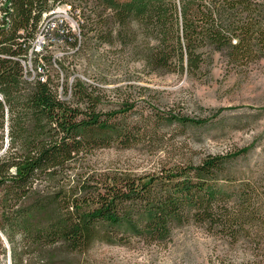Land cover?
I'll return each instance as SVG.
<instances>
[{"label": "trees", "instance_id": "1", "mask_svg": "<svg viewBox=\"0 0 264 264\" xmlns=\"http://www.w3.org/2000/svg\"><path fill=\"white\" fill-rule=\"evenodd\" d=\"M74 1L0 0V231L23 234L32 252L54 244L77 252L97 242H165L191 222L244 236L251 197L231 193L220 180L248 147L142 173L100 170L95 151L151 142L162 117L142 112L132 119L138 104L132 83L125 91L109 89L70 73L81 55L105 69L126 57L141 62L147 75L208 77L215 53L243 68L264 58V0H79V32L65 28L56 35L72 53L56 59L34 51L47 79H25L24 60L43 13ZM164 118L206 122L171 111Z\"/></svg>", "mask_w": 264, "mask_h": 264}, {"label": "rangeland", "instance_id": "2", "mask_svg": "<svg viewBox=\"0 0 264 264\" xmlns=\"http://www.w3.org/2000/svg\"><path fill=\"white\" fill-rule=\"evenodd\" d=\"M72 5L81 10L79 0ZM70 16L79 19L75 14ZM74 20L68 22V27L78 33V29L70 26ZM105 49L109 47L101 50ZM40 52L56 59L72 53L69 45L53 40ZM89 56L75 59L77 67L70 73L71 79L78 75L94 83H104L109 89L121 87L123 91L132 83L130 91L138 103L132 119L138 120L136 117L142 112L162 117L154 122L156 135L151 142L127 150L113 147L95 151L96 167L142 173L161 165L199 162L207 155L248 147L246 154L232 159L220 180L231 193L251 197L248 203L252 213L244 236L230 238L221 231L191 222L175 228L165 242L138 238L127 245L97 242L77 252L54 244L32 252L26 248L28 242L23 234L9 236L0 231V264H264V58L238 68L228 64L223 54L215 53L211 76L194 78L178 73L147 75L141 62H128L126 57L105 69L98 67L93 59L89 62ZM36 66L33 61V68ZM139 86H147L151 91L141 93ZM110 101L111 107L120 102L114 92ZM169 111L206 122L168 124L163 121ZM4 143L5 148L6 139Z\"/></svg>", "mask_w": 264, "mask_h": 264}, {"label": "built area", "instance_id": "3", "mask_svg": "<svg viewBox=\"0 0 264 264\" xmlns=\"http://www.w3.org/2000/svg\"><path fill=\"white\" fill-rule=\"evenodd\" d=\"M80 12L79 9L73 7V5L69 2L57 3L53 5L48 12L43 13V17L40 20L39 28L36 32L35 39L33 41V45L30 50V57L28 62V56L24 60L25 71L24 78L25 79H33L34 77H39L41 80L45 81L47 79L45 64L42 62L37 64V68H33V61L31 55L36 52H40V49L44 48L49 41H58L57 34L64 33L65 28L68 27V22L74 20L70 15L78 16V20H74V24H70V26L74 29L80 30L81 18L78 15ZM3 13L0 12V18L3 17ZM28 55V54H27ZM29 67V68H28ZM5 139L8 143V129L7 126L5 128ZM7 147V144H6Z\"/></svg>", "mask_w": 264, "mask_h": 264}]
</instances>
